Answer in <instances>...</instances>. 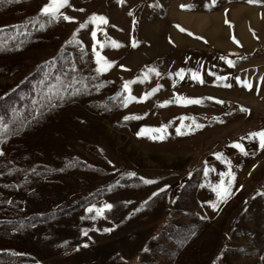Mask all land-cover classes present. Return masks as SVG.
I'll use <instances>...</instances> for the list:
<instances>
[{"label":"rangeland","instance_id":"obj_1","mask_svg":"<svg viewBox=\"0 0 264 264\" xmlns=\"http://www.w3.org/2000/svg\"><path fill=\"white\" fill-rule=\"evenodd\" d=\"M47 2L0 0V264H264V149L249 136L264 129V0H69L75 20L52 22ZM93 13L108 23L79 29ZM149 67L161 75L140 82ZM133 80L137 97L162 87L125 107ZM161 125L163 140L136 134Z\"/></svg>","mask_w":264,"mask_h":264},{"label":"snow or ice","instance_id":"obj_2","mask_svg":"<svg viewBox=\"0 0 264 264\" xmlns=\"http://www.w3.org/2000/svg\"><path fill=\"white\" fill-rule=\"evenodd\" d=\"M118 2H122V0H118ZM213 2H215V0H213ZM249 2H258V0H249ZM66 5H69V0H48V2L45 3L39 9V12L42 15L49 17V22H52L54 20H58L60 17H63V19L65 21H74L75 17L68 16L65 13L60 11V9L64 8ZM181 7L187 8V7H192V6L191 5H181ZM79 10L83 11V9H79ZM129 14L131 15V13H129ZM88 23H91L93 25H101V24H107L108 20L103 15H97V14L93 13L88 18V21H86L85 23H81L79 25V29L86 28L88 26ZM41 27H43V25H41ZM79 29H77L76 32H78ZM97 30L102 31V29L92 30L91 31V37H92V40L95 41L96 44H100V47L103 48L105 46V42H101V41L97 40V38H96L97 37ZM180 30L186 31L183 28H181ZM76 32L73 33L74 37L76 35ZM189 35H192V33H189ZM201 39H203V38L201 37ZM233 39H235V38L233 37ZM72 42H73L72 40L66 41V43H72ZM75 42L82 43L80 41H75ZM107 43L113 48H118V47L122 46L118 41H115V40H109V41H107ZM237 43H238V41H237ZM137 44H138V41L133 40L132 47H136ZM93 53L95 55V61H96V65H97V67L95 69V72L97 74L108 71L116 63L115 61L108 60L105 56H102L99 51H96L95 44L93 45ZM221 59L226 60V62L230 66L234 65V61L229 60L226 57H221ZM120 67L124 68L123 65H120ZM73 70H75L74 66H73ZM190 72H191V78L193 80H197L200 83H204V80L202 79V77L198 71H191L190 70ZM148 73H154L157 76L161 75L160 72L155 67H149L147 70V73H145L143 79L140 82H143V80L149 79ZM184 73H185V69L181 68L178 72H176L174 74L179 76L181 79H183ZM168 75L171 76V75H173V73H169ZM136 79H140V78L137 77ZM217 79L223 81L226 79V77L218 76ZM235 79L238 82L242 83L248 89L253 88V84L249 83L248 81H246V80L241 81L240 77H236ZM135 82H136L135 80L125 81L123 84V89L129 93V95L125 96L124 101L122 102L123 106H125V107L131 101H134V100L143 101V100L147 99L154 92L158 91L159 87H162V85L158 86L157 88H153L151 91L144 93L140 97H137V96L130 94L131 93L130 84L135 83ZM225 86H229V85H225ZM68 87H71V84H69ZM66 90L67 89H65V91ZM208 99H214V98L209 97ZM169 102L170 101H165L164 103L167 104ZM175 103L185 104V105H187V104H200V103H202V100L200 98L193 99V98H187V97H182V96L178 95L175 97ZM221 103H222V101H221ZM241 111H248V110L242 107ZM36 114L37 115L40 114L39 109H37ZM131 118L140 119L141 117H135V116H125L124 117L125 120L131 119ZM188 119H190L192 121V124H194L196 128H202L203 127V125L197 123L194 118H188ZM8 130H10L9 125L7 123H4L3 121H0V133H6V131H8ZM166 130H167V125H161L159 128H144V127H142L140 129V131H138L136 134H137V136L149 135L150 138L153 140H157V139L163 140V139H165L164 133L166 132ZM153 132L158 133L159 135H151V133H153ZM177 134L183 135L184 133L181 131L180 128H177ZM249 136L251 138H258L260 148L264 149V129L257 131V132H252L249 134ZM235 147L238 148L244 155L248 154L242 145L236 143ZM0 155H3L2 150H0ZM215 155H217L218 158H220V156H221L220 153H216ZM228 163H230V161ZM128 175L129 176H135L136 174L135 173H128ZM223 175H226L230 178L228 183L225 184L224 181L221 180L220 184L216 185L213 190L216 192V196H217L218 201L226 202L227 198L231 195V192H232L231 184L233 182L235 173H233L231 170H229L227 173H224ZM141 180H143L144 183H154V181L145 180L143 177H141ZM165 187H167V185H165ZM159 191H162V189ZM156 194L157 193L154 192L152 195L155 196ZM209 203H211V207L213 208V210H215L218 207V205L216 203H212V202H209ZM112 207H113V205L111 203H104L101 206H97L95 204H92L86 209V211L88 213L95 212V215L90 217L91 219L95 220L97 217H102L104 215L105 210H110ZM82 219H83V217H82ZM102 231L110 232V231H112V229L105 228ZM83 234L87 235V232H84ZM84 246L86 247L87 245L85 244Z\"/></svg>","mask_w":264,"mask_h":264},{"label":"trees","instance_id":"obj_3","mask_svg":"<svg viewBox=\"0 0 264 264\" xmlns=\"http://www.w3.org/2000/svg\"><path fill=\"white\" fill-rule=\"evenodd\" d=\"M21 87H23V85H22ZM9 96H10V95L6 96V98H4L3 101H5ZM0 103H2V102H0ZM41 218H43V217H41ZM43 219H46V218H43ZM3 254H4V253H0V256L3 255Z\"/></svg>","mask_w":264,"mask_h":264}]
</instances>
